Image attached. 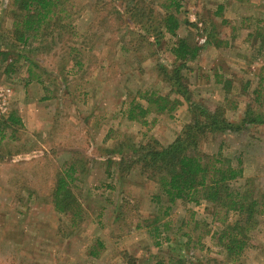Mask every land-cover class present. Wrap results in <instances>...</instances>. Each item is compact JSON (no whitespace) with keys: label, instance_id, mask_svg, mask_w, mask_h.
<instances>
[{"label":"rangeland","instance_id":"obj_1","mask_svg":"<svg viewBox=\"0 0 264 264\" xmlns=\"http://www.w3.org/2000/svg\"><path fill=\"white\" fill-rule=\"evenodd\" d=\"M224 3L225 0H184L183 10L190 12L187 18L195 26H183L178 34L201 49L188 64L193 70L188 74L193 77L189 79V88L194 102L209 109L224 105L226 118L240 123L252 97L238 94L239 89L247 81L256 80L254 75L264 70V55L258 57L256 52L259 43L253 45L252 40L247 41V35L264 14V0H244L242 4L227 7L217 16L218 6L227 5ZM69 4L79 12L73 17L76 36L71 47L80 50L78 58L84 64L83 71L79 73L75 68L76 54L69 56L70 50L62 52L60 48V55L55 59L57 77H42L50 86L49 90L54 92L51 95L54 100L41 102V98L49 94L39 85L25 87L27 69L24 65L19 67L12 80L0 83L10 88V111L16 109L23 123V129L15 137L20 139L22 146L4 149L7 164L0 163V264H123L124 253L138 255L140 259L150 258L148 262L153 264L158 258L148 254H158V250L151 246L144 231H135V225L139 220L151 222L158 214L163 217L168 204H161L162 211L156 204L150 205L158 190L139 171L120 182L116 176L109 177L108 173L115 169H110L103 158L118 142L132 146L156 140L161 146H168L189 121L187 104L175 113L150 114L139 118L138 122L122 117L120 112L127 104L133 102L144 107L142 95L157 92L164 96L169 87L158 79L152 67L156 62L150 53H135L127 45L130 51L125 53L121 50L122 41L115 51H111V45L104 44L103 40L111 34L103 35L105 30L96 26L91 28L93 11L89 9L88 1L70 0ZM4 8L5 2L0 0V15ZM243 18L249 22L243 23ZM169 39L167 37L162 46L157 47L160 62L166 66L172 61L167 50ZM91 48L93 53H88ZM217 68L233 83L229 93L215 83L213 71ZM69 71L71 73L67 75ZM5 78L0 74L1 80ZM253 83L256 87L257 82ZM67 85L70 93L62 97L60 91ZM225 98L228 99L226 103ZM221 141L224 145L220 148ZM69 149L78 152L74 158L82 167L78 168L79 180L73 186L85 213V221L73 228L69 219L61 218L42 199L29 203L24 196V201L16 200L19 196L17 186H20L16 183L31 158L40 159L49 152L51 162L44 160L47 162L44 168L53 172L54 168L60 170L70 161L71 157L64 154ZM200 149L210 156L222 152L235 166L240 158L244 180L233 183L234 188L242 186L245 180L254 179L255 194H264V124L251 125L236 134L227 133L216 143L207 141ZM16 153L19 155L15 156ZM108 186H114L116 190ZM121 199L126 202L119 217L113 212L118 210ZM214 211L205 203H177L164 219L170 221L172 242L163 244L160 251L166 256L159 258L168 260L181 255L187 258L186 248L179 243L186 242L183 236L189 233L195 240L198 236L204 237V250L196 252L198 258H224L211 240L212 234L205 235L220 226L212 221ZM250 240L251 247L242 264H264V220L252 232ZM168 246L174 249L172 253ZM92 253L98 256L91 257Z\"/></svg>","mask_w":264,"mask_h":264},{"label":"trees","instance_id":"obj_2","mask_svg":"<svg viewBox=\"0 0 264 264\" xmlns=\"http://www.w3.org/2000/svg\"><path fill=\"white\" fill-rule=\"evenodd\" d=\"M3 1L5 8L0 15V74L6 78L0 79V83L12 80L19 67L24 65L27 69L25 87L32 84L39 85L43 92L49 94L40 101L54 100L55 97L51 96L54 92L49 90L50 86L42 80V77L45 75L57 77L55 73L58 70V63L55 59L60 55L58 50L60 48L62 52L65 49L70 50L69 56L75 53V68L79 73L83 71L84 64L78 58L80 50L71 47L72 40L76 36L73 17L79 12L69 4L70 0ZM87 1L90 4L89 9L93 11L91 28L94 29L96 26L108 32H104L103 35L111 34L108 39L103 40L104 44L111 45L113 47L111 51H115L122 41L121 50H125V53L130 51L125 45L131 47L135 53L140 51L150 53L154 58L153 61L156 62L152 67L157 72L158 79L169 87L168 93L164 96L158 95L157 92L142 95L141 98L146 103L144 107L134 105L133 102L127 104L126 110L124 108L120 112L122 117L128 121L138 122L139 118L150 114L175 113L187 104L189 121L168 146H161L156 140L132 146L118 142L116 147L108 150V154L103 158L110 169H115L113 174L108 173L109 177L116 176L117 181L120 182L125 179L124 177L132 176L135 171H139L158 190L150 205L156 204L159 211H162L161 204L163 202L168 204L163 214L164 218L158 214L151 222L139 220L135 225V231H144L152 242L151 246L158 250V254H148V256L158 258L153 264H242V259L251 247L250 235L264 220V194L258 192L255 194L257 186L254 179L245 180L242 186L234 188L233 183H239L244 178V168L240 158L235 166L233 160L224 156L222 152L210 156L204 154L200 148L207 141L218 142L227 133L236 134L251 125L264 124V70L254 75L256 80L253 81L257 82L256 87L251 80L241 85L238 94L250 95L252 99L246 107L241 122H230L226 118L224 105L209 109L193 100L189 88V79L193 77L188 74H192L193 70L188 64L197 57L201 49L179 37L178 33L183 26L187 28L195 26L187 18L190 12L183 10L184 0H90V2L83 0L86 3ZM243 1L225 0L224 4L227 5L218 6L216 15L220 16L227 7L236 3L242 4ZM198 16L201 19L202 16ZM242 22L247 23L249 19L243 18ZM167 37L170 38L167 50L172 61L166 66L160 62L161 57H158L157 47L162 46ZM248 40H252L253 45L259 43L256 49L258 57L264 55V14L247 35ZM93 51L91 48L88 53ZM128 61L131 64L130 60ZM214 70L215 83L222 85L228 92L233 84L231 79L221 74L220 68ZM70 73L71 71L67 75ZM62 81L64 84V80ZM68 87L69 85L60 91L62 97L69 95ZM227 101L225 98L224 102ZM257 111H262L263 114ZM21 129L23 123L16 109L0 118L1 164H7L4 162V149L22 146L20 139L15 138ZM222 145L224 143L221 141L220 148ZM18 153L14 155H19ZM48 153L45 152V157L40 159H30L29 166L25 168L16 183L20 185L17 186L19 196L16 200L22 202L24 196L29 203L42 199V202L50 205L61 218L69 219V222H72L71 228L80 226L85 221L83 216L85 213L74 191L76 187L73 186L79 180L77 174L78 168L81 167L74 158L78 152L74 149L65 150L64 154L71 157L70 161L65 162L60 170L57 169L58 167L53 169V166L51 168L53 172L44 168L47 165L44 160L51 162ZM89 158L91 159V156ZM108 187L113 191L116 190L114 186ZM124 202L125 199L113 214L117 212L119 217L122 215ZM177 203L196 205L205 203L207 208L216 210L212 221L220 226L214 232L209 230L205 235L212 234L211 240L220 248V254L224 255V258L221 260L210 256L198 258L196 252L204 250L202 242L204 237L198 236L195 240L191 233L183 236L186 242L179 243V246L183 245L186 248L187 258L183 255L168 260L164 257L159 258L166 256L164 251H160L163 244L170 245L172 242L169 232L170 221L164 219ZM99 246L102 247V242H99ZM168 248H171L172 253L174 250L172 246ZM124 255L123 264H152L148 262L150 258L140 259L138 255L129 253ZM97 256V253L91 254V257Z\"/></svg>","mask_w":264,"mask_h":264},{"label":"built area","instance_id":"obj_3","mask_svg":"<svg viewBox=\"0 0 264 264\" xmlns=\"http://www.w3.org/2000/svg\"><path fill=\"white\" fill-rule=\"evenodd\" d=\"M12 93L10 88L0 85V118L10 111Z\"/></svg>","mask_w":264,"mask_h":264}]
</instances>
